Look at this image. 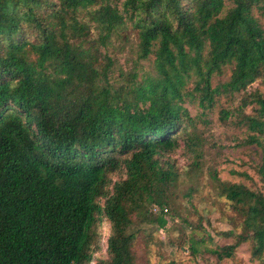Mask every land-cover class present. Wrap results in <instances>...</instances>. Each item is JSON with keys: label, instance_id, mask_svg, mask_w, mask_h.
<instances>
[{"label": "trees", "instance_id": "obj_1", "mask_svg": "<svg viewBox=\"0 0 264 264\" xmlns=\"http://www.w3.org/2000/svg\"><path fill=\"white\" fill-rule=\"evenodd\" d=\"M256 11L264 0H0V264H90L104 218L107 256L95 264H139L140 234L175 219V187L199 188L207 111L222 94L236 97L221 118L245 128L236 145L259 149L262 184L235 159L226 158L232 179L208 167L234 211L219 232L234 242L214 253L231 258L248 242L264 263ZM132 34L136 59L121 63L111 50ZM225 67L229 79L213 86ZM182 147L181 170L170 154Z\"/></svg>", "mask_w": 264, "mask_h": 264}, {"label": "rangeland", "instance_id": "obj_2", "mask_svg": "<svg viewBox=\"0 0 264 264\" xmlns=\"http://www.w3.org/2000/svg\"><path fill=\"white\" fill-rule=\"evenodd\" d=\"M256 14L264 23V14L259 11H256ZM137 42L136 35L132 34L124 50L118 48L111 52L120 59L121 63L131 61L137 56L132 51V48H136ZM116 45H119V42H116ZM143 63L148 68L151 67L149 61ZM230 74V67H225L222 73L213 77V86L229 79ZM217 98L219 102L212 110L207 111L211 119V127L205 129L204 133L206 167L198 183L199 188L188 196L186 194L188 185L185 181H181L175 187L171 208L175 219L173 220L169 215L166 229L150 226L140 234L135 244L139 264H264L262 260L252 258L248 242L240 245L231 258L218 260L214 253L217 247L234 242V238L219 233L232 227L229 216H232L234 211L231 202L225 197L218 196L213 188L208 167L214 166L222 177L232 179L228 169L233 164L226 161V158L235 159L237 162L244 163L241 168L252 175L259 185L262 184L257 171L256 151L259 149L255 145H236L235 138L245 132V128L221 118V109L235 107L236 97L222 94ZM170 156L176 160L181 170L190 162L189 154L183 147L171 153ZM118 177L115 175V178ZM185 219L189 224L184 223ZM110 231V222L104 218L99 227L101 248L90 264H95L98 258L107 256ZM207 233L212 238L208 237Z\"/></svg>", "mask_w": 264, "mask_h": 264}, {"label": "built area", "instance_id": "obj_3", "mask_svg": "<svg viewBox=\"0 0 264 264\" xmlns=\"http://www.w3.org/2000/svg\"><path fill=\"white\" fill-rule=\"evenodd\" d=\"M153 209H154V211H156L157 210V207L154 205L153 206ZM165 212H168V209L167 208H165Z\"/></svg>", "mask_w": 264, "mask_h": 264}]
</instances>
